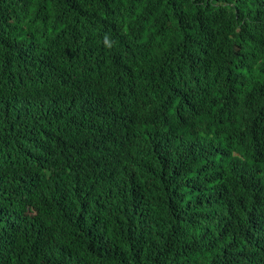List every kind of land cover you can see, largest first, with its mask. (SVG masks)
Returning a JSON list of instances; mask_svg holds the SVG:
<instances>
[{
  "label": "trees",
  "instance_id": "1",
  "mask_svg": "<svg viewBox=\"0 0 264 264\" xmlns=\"http://www.w3.org/2000/svg\"><path fill=\"white\" fill-rule=\"evenodd\" d=\"M75 130L108 137L128 188L64 237L5 150L62 181ZM25 231L36 246L13 240L0 264H264V0H0V240Z\"/></svg>",
  "mask_w": 264,
  "mask_h": 264
},
{
  "label": "clouds",
  "instance_id": "2",
  "mask_svg": "<svg viewBox=\"0 0 264 264\" xmlns=\"http://www.w3.org/2000/svg\"><path fill=\"white\" fill-rule=\"evenodd\" d=\"M118 77H128L127 62L117 64L108 75V78H112L114 81ZM86 94L87 92L84 91L83 99H85L86 96L84 95ZM105 96H107V90L103 88L96 98L101 99L105 98ZM116 124H126L120 125L121 132L129 127L125 120H117ZM117 133H119V126L115 130L114 135ZM114 135L109 134L115 146V143L121 139H119L120 135H115L117 139L114 138ZM103 136L105 135L97 132H88V130H75L72 141L75 154L74 158L66 167L60 170L62 181L51 182L50 179L48 183L39 174V159L33 151L21 145L17 140L7 146L5 155L14 146L17 149L12 177L19 183L31 186L34 191L44 192L49 195L48 213H39L41 222L38 224L41 227L52 229L61 236L64 234L65 237L68 234L67 231L74 228L79 220L86 219L90 221L95 216L93 215L96 209L95 204L100 200H105L104 197L110 189L122 191L128 188L125 178L122 174L120 176L119 172L114 168L113 152L107 149V143L99 144V140ZM248 136L250 134L244 133L243 131L233 134V139L237 138V140H242L240 143L242 146L241 151L250 149V146H253L250 145L252 139L248 140ZM104 139L107 141L108 137L105 136ZM248 142L250 144H247ZM232 154H236L239 157L234 167L236 176L241 179H247L243 174L250 165L251 162L249 161L251 160H246L244 157H241L239 151H233ZM98 163L108 166L109 169L99 168ZM243 182L237 183L240 186ZM21 211L25 214L27 221L31 220V218H28V211L23 209ZM28 230L35 233L36 240L39 238L40 232H37L36 229ZM26 231L21 232L17 237L10 236L3 238L5 240H0V247L7 246L13 240L23 247H35V243L30 240L29 233H26Z\"/></svg>",
  "mask_w": 264,
  "mask_h": 264
}]
</instances>
